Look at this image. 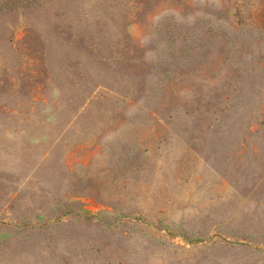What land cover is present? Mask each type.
Here are the masks:
<instances>
[{"label":"rangeland","instance_id":"obj_1","mask_svg":"<svg viewBox=\"0 0 264 264\" xmlns=\"http://www.w3.org/2000/svg\"><path fill=\"white\" fill-rule=\"evenodd\" d=\"M0 264H264V0H0Z\"/></svg>","mask_w":264,"mask_h":264}]
</instances>
